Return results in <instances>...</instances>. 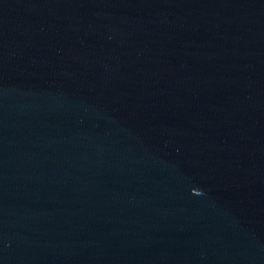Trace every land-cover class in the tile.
<instances>
[{
	"label": "water",
	"instance_id": "95a60500",
	"mask_svg": "<svg viewBox=\"0 0 264 264\" xmlns=\"http://www.w3.org/2000/svg\"><path fill=\"white\" fill-rule=\"evenodd\" d=\"M0 264H264V0H0Z\"/></svg>",
	"mask_w": 264,
	"mask_h": 264
}]
</instances>
